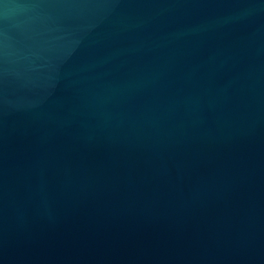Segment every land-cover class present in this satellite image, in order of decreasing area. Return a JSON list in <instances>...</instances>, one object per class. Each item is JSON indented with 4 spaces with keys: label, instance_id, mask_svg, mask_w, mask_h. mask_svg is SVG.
<instances>
[{
    "label": "water",
    "instance_id": "water-1",
    "mask_svg": "<svg viewBox=\"0 0 264 264\" xmlns=\"http://www.w3.org/2000/svg\"><path fill=\"white\" fill-rule=\"evenodd\" d=\"M0 264H264V0H0Z\"/></svg>",
    "mask_w": 264,
    "mask_h": 264
}]
</instances>
